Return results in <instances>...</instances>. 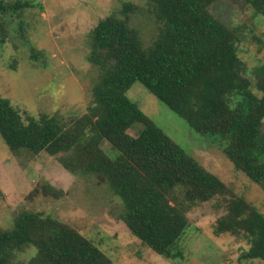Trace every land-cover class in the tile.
<instances>
[{"label": "trees", "instance_id": "1", "mask_svg": "<svg viewBox=\"0 0 264 264\" xmlns=\"http://www.w3.org/2000/svg\"><path fill=\"white\" fill-rule=\"evenodd\" d=\"M160 23L143 49L130 26L135 6L101 19L91 32V62L100 69L93 102L73 127L54 117L22 115L0 96V136L10 150L65 153L63 167L94 173L121 199L120 220L133 236L165 258L186 231L193 207L224 194L225 185L178 147L126 95L135 82L195 132L219 141L233 168L264 192V67L254 90L242 75L238 37L209 11L214 0H150ZM264 10V0H244ZM0 0V13L29 7ZM259 92V94L256 93ZM140 126L136 136L127 131ZM114 153L108 155L102 144ZM68 155H73L69 157ZM46 190H54L46 185ZM176 191L183 193L176 196ZM218 233L243 230L250 248L243 259L264 262V217L243 199L217 221ZM35 247L26 261L12 263L17 250ZM0 264H111L72 227L32 211L20 212L11 229L0 230Z\"/></svg>", "mask_w": 264, "mask_h": 264}, {"label": "rangeland", "instance_id": "2", "mask_svg": "<svg viewBox=\"0 0 264 264\" xmlns=\"http://www.w3.org/2000/svg\"><path fill=\"white\" fill-rule=\"evenodd\" d=\"M31 4L0 13V96L22 115L54 117L73 127L93 102L91 88L100 75L90 61L91 32L101 19L135 6L130 26L143 49L152 45L160 23L150 0H5ZM210 13L238 37L237 56L242 75L254 90L264 67V10L244 0H214ZM259 94L258 91H256ZM127 97L178 147L224 185V194L199 204L186 214L188 227L173 253L157 255L131 234L120 220L123 205L106 180L94 173H71L60 162L65 153L10 150L0 136V230L11 229L17 215L32 211L49 216L96 246L111 264H264L246 260L247 233H218L217 221L230 212V201L243 199L264 217V192L233 168L219 141L203 136L170 111L142 84L135 82ZM140 126L127 131L136 136ZM261 131L264 134V119ZM102 150L113 156L104 142ZM72 157L73 155H68ZM54 187L55 192L45 189ZM176 196L183 193L176 191ZM36 249L17 250L12 263L26 262Z\"/></svg>", "mask_w": 264, "mask_h": 264}]
</instances>
